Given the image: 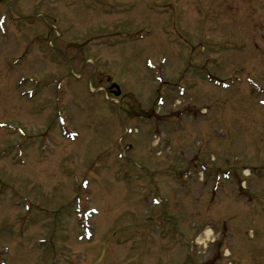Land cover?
Wrapping results in <instances>:
<instances>
[{
	"label": "rangeland",
	"instance_id": "rangeland-1",
	"mask_svg": "<svg viewBox=\"0 0 264 264\" xmlns=\"http://www.w3.org/2000/svg\"><path fill=\"white\" fill-rule=\"evenodd\" d=\"M226 261L264 264V0H0V264Z\"/></svg>",
	"mask_w": 264,
	"mask_h": 264
},
{
	"label": "flooded vegetation",
	"instance_id": "flooded-vegetation-1",
	"mask_svg": "<svg viewBox=\"0 0 264 264\" xmlns=\"http://www.w3.org/2000/svg\"><path fill=\"white\" fill-rule=\"evenodd\" d=\"M113 82L109 83V86L107 87V92L109 93V95H113V89L110 88V85L112 84Z\"/></svg>",
	"mask_w": 264,
	"mask_h": 264
},
{
	"label": "water",
	"instance_id": "water-1",
	"mask_svg": "<svg viewBox=\"0 0 264 264\" xmlns=\"http://www.w3.org/2000/svg\"><path fill=\"white\" fill-rule=\"evenodd\" d=\"M114 86L117 88V91L115 92V94L118 95L119 94L118 87H117V85L113 84L112 87H114Z\"/></svg>",
	"mask_w": 264,
	"mask_h": 264
}]
</instances>
